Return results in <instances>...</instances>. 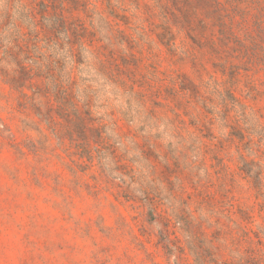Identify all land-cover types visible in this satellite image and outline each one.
<instances>
[{
	"label": "rangeland",
	"instance_id": "obj_1",
	"mask_svg": "<svg viewBox=\"0 0 264 264\" xmlns=\"http://www.w3.org/2000/svg\"><path fill=\"white\" fill-rule=\"evenodd\" d=\"M0 264H264V0H0Z\"/></svg>",
	"mask_w": 264,
	"mask_h": 264
}]
</instances>
